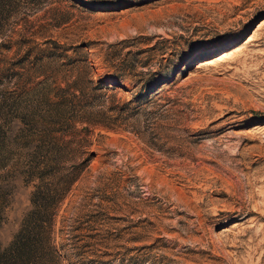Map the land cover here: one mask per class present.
I'll list each match as a JSON object with an SVG mask.
<instances>
[{"label":"rangeland","instance_id":"1","mask_svg":"<svg viewBox=\"0 0 264 264\" xmlns=\"http://www.w3.org/2000/svg\"><path fill=\"white\" fill-rule=\"evenodd\" d=\"M39 185L59 264H264V0H0V250Z\"/></svg>","mask_w":264,"mask_h":264},{"label":"trees","instance_id":"2","mask_svg":"<svg viewBox=\"0 0 264 264\" xmlns=\"http://www.w3.org/2000/svg\"><path fill=\"white\" fill-rule=\"evenodd\" d=\"M54 196L49 187H37L31 198L32 209L9 244L0 250V264H59L60 255L51 242L58 205Z\"/></svg>","mask_w":264,"mask_h":264}]
</instances>
